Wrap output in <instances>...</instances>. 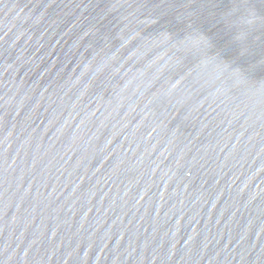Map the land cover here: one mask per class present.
<instances>
[{"label": "water", "instance_id": "1", "mask_svg": "<svg viewBox=\"0 0 264 264\" xmlns=\"http://www.w3.org/2000/svg\"><path fill=\"white\" fill-rule=\"evenodd\" d=\"M0 264H264V0H0Z\"/></svg>", "mask_w": 264, "mask_h": 264}]
</instances>
